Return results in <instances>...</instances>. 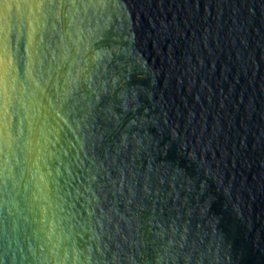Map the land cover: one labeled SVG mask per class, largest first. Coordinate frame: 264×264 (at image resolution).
I'll return each instance as SVG.
<instances>
[{"label":"water","instance_id":"1","mask_svg":"<svg viewBox=\"0 0 264 264\" xmlns=\"http://www.w3.org/2000/svg\"><path fill=\"white\" fill-rule=\"evenodd\" d=\"M0 264H264V0H0Z\"/></svg>","mask_w":264,"mask_h":264}]
</instances>
